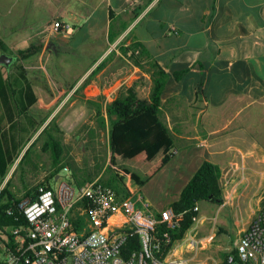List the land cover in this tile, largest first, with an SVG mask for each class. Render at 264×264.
<instances>
[{"label": "crops", "instance_id": "crops-1", "mask_svg": "<svg viewBox=\"0 0 264 264\" xmlns=\"http://www.w3.org/2000/svg\"><path fill=\"white\" fill-rule=\"evenodd\" d=\"M14 1L0 3L11 6ZM58 1L56 12L42 30L20 33L17 29L7 30L3 22L0 38L12 51L43 46L37 56L23 62L27 68L30 62L42 60L45 53L49 56L61 50L59 43L64 39L47 37L44 30L54 19L70 24L68 15L86 21L88 45L101 46V55L88 72L72 79L69 88L50 94L42 93L39 80L28 75L37 99L30 112L40 121L46 119L32 142L55 119L63 132L65 154L60 166L64 168L53 167L49 156L50 175L42 172L40 145L21 166L31 142L21 152L2 188L13 179V192L25 195L33 187L30 179L35 176L49 180L53 188L62 180L76 187L99 180L115 188L117 169L125 167L146 181L141 193L148 184L150 192L158 188L160 195L165 194L166 200L158 193L155 197L142 193L154 209L161 211L179 200L208 156L221 168L224 203L217 206L199 202L201 220L196 227L199 236L214 232L215 239L198 253L185 249L186 244L180 249L175 247V257L190 264H224L235 251L238 238L264 212V0H67V5L66 0ZM62 2L64 6L59 8ZM12 14L11 11L5 15L6 19ZM72 26L73 37L82 27ZM112 35L114 41L110 42ZM133 43L143 48L145 61L157 62L169 76L159 117L170 132L175 149H170L160 137L150 146L133 147L118 141L117 152L112 153L106 106L134 85L140 99L150 100L153 87L151 74L130 62L132 51L127 56L122 53V48ZM100 63V73L89 78ZM13 64L5 67L0 77V125L6 128L17 121V107L13 92L7 90V81L24 88L20 96L27 98L24 79L8 76ZM119 64L129 65L132 73L124 76ZM177 73H183L180 80L176 79ZM200 84L204 85L203 96L198 97ZM95 105L101 107L100 118ZM88 115L93 118L90 124L86 121ZM238 152L246 155L243 177L239 172L230 176ZM177 156L186 160L184 171L176 166L169 175L167 169ZM62 171L65 176H61ZM160 177L164 178L159 180ZM229 177L233 180L227 185ZM228 195L231 201H227ZM215 214L218 217L211 224ZM0 248L3 261L5 247L0 244Z\"/></svg>", "mask_w": 264, "mask_h": 264}, {"label": "built area", "instance_id": "built-area-1", "mask_svg": "<svg viewBox=\"0 0 264 264\" xmlns=\"http://www.w3.org/2000/svg\"><path fill=\"white\" fill-rule=\"evenodd\" d=\"M171 30L176 31L175 27ZM44 33L47 37L67 39L74 34V28L54 19ZM237 155L230 176L239 172L243 177L246 155ZM228 179L227 185L233 178ZM124 188L126 195L99 180L79 187L65 180L56 188L40 185L37 198L25 196L20 201L19 209L28 225L12 230L13 246L5 248V259L0 264H190L175 257L178 242L174 243L172 238V232L182 228L189 212H177L172 206L157 211L130 177L125 178ZM227 201H231V195ZM192 213L193 226L179 242L186 244L185 249L198 253L213 243L215 233L199 236L198 203ZM75 222L83 227L81 231L76 230ZM135 237L140 248L125 256L126 242ZM235 251L243 263L264 264L261 216L238 238ZM234 260L230 255L227 263L233 264Z\"/></svg>", "mask_w": 264, "mask_h": 264}, {"label": "trees", "instance_id": "trees-1", "mask_svg": "<svg viewBox=\"0 0 264 264\" xmlns=\"http://www.w3.org/2000/svg\"><path fill=\"white\" fill-rule=\"evenodd\" d=\"M109 40L110 42L114 41L113 35ZM42 47V45L32 46L25 50L12 51L0 38V56L5 53L14 58L13 69H9L8 76H20L24 79V84H27V98H25L20 96L21 92L24 94V88L19 89L17 84L7 81V90H11L14 95V103L17 107V121L8 128L0 125V244L9 249L12 248L14 243L12 230L14 228L27 227L28 225L25 216L19 209L20 201L25 196L37 198L40 185L50 187L49 180H46L27 189L25 195L22 197H18L13 192V179L9 180L2 188L6 177L17 162L21 152L32 142L46 122V119L40 121L30 112L31 107L37 102V99L34 96L31 82L27 78L28 72L23 65V62L37 56L41 52ZM130 51H132L129 57L130 62L134 66L151 74L153 87L150 100L140 99L134 85L127 88L124 94L106 106L107 119L110 125L112 153L115 154L117 152L118 141H124L133 147L141 145L150 146L160 137L166 140L170 149H175L174 140L159 117L160 108L163 103L162 95L166 89L169 76L157 62L145 61L146 55L143 48L137 43L122 48L124 56H127ZM102 64L100 63L92 71L89 78L97 76L103 68ZM2 70H5V66L0 65V77L4 75ZM182 75L183 73H177L175 75L176 79L180 80ZM199 87L200 90L197 92L198 97L203 96L202 88L204 85L200 84ZM88 103L92 104L91 102ZM95 107L97 116L100 118L102 115L101 107L100 105H95ZM98 122L102 124L100 119ZM62 135L63 132L56 120H51L31 143L20 165L22 166L25 163V159H28L34 148L41 143V151L50 156L52 166L63 169L64 167L60 166L65 154ZM57 173L58 170L55 171V174ZM121 173L123 176H120ZM55 174L50 178L52 179ZM117 174L121 185L114 189L121 195H126L124 188L126 177H130L139 188L143 187L146 183L145 180H142L137 174L125 167H119ZM221 178V168L206 156L199 169L182 190L179 200L172 204V207L177 212H189L182 228L179 231L172 232L174 243L181 241L193 226L192 210L197 203L209 202L217 206L224 203V194L220 187ZM261 223L264 226V212L261 215ZM75 226L77 231L82 230L78 222H75ZM139 248L140 244L137 237L131 238L126 242L123 254L128 256L132 250H138ZM231 255L235 258L233 264H246L237 258L236 251H233ZM227 259L224 264H228Z\"/></svg>", "mask_w": 264, "mask_h": 264}, {"label": "rangeland", "instance_id": "rangeland-1", "mask_svg": "<svg viewBox=\"0 0 264 264\" xmlns=\"http://www.w3.org/2000/svg\"><path fill=\"white\" fill-rule=\"evenodd\" d=\"M58 2V0H15L11 6L2 2L0 3V23L2 24L4 22V27L7 30L17 29L20 33L40 31L44 27L45 22L56 12L55 10L57 9L56 5ZM67 4H69V2L66 0V5ZM78 5L81 4L78 3ZM62 6H64V2H62L59 8ZM11 11L13 14L9 16L10 19L7 20L5 15H8ZM66 18L70 24L78 25L82 27V30L72 38L64 39L60 37L61 39H64L59 43L61 47L60 51H54V53H51L49 56V53H45L42 60L38 58L37 61L30 62L27 65V68H25L28 75L36 77L39 80L38 83L41 87H43L41 90L44 94H50L54 91L62 90L63 88H69L71 86L70 82L72 79L74 80L75 78H80L88 72L95 60H97L101 55L99 52V48L101 46L88 45L89 40L87 39L86 28L84 27L86 25V21L75 20L68 15H66ZM119 67L124 72V76H129L132 73L131 67L127 64H119ZM86 121L90 124L93 122V118L88 115L86 117ZM38 145L41 146V143ZM39 151L42 163V172L47 174L51 170L49 155L43 153L41 150ZM185 161L184 157L177 156L167 169L168 174L170 175L173 173V169L176 166H180L182 171H184ZM49 175L50 173L47 176ZM61 176H65L63 171ZM35 178L36 176L30 179L33 187L45 181L41 180L39 177L37 179ZM162 178L164 177H160L159 180H162ZM171 179L172 176L169 180L171 181ZM113 185L120 186L121 183L117 179ZM142 193L149 197H155L158 193L159 197L163 196L162 199L166 200L164 197L165 194L160 195L158 188H155V190L150 192V186L148 184ZM16 194L18 197H22L23 195L18 191ZM217 217L218 215H213L211 224L214 223ZM183 245L184 242H178L176 244V248L180 249Z\"/></svg>", "mask_w": 264, "mask_h": 264}, {"label": "water", "instance_id": "water-1", "mask_svg": "<svg viewBox=\"0 0 264 264\" xmlns=\"http://www.w3.org/2000/svg\"><path fill=\"white\" fill-rule=\"evenodd\" d=\"M13 63H14L13 57L8 56L6 54H2L0 56V65L5 66L6 68H10Z\"/></svg>", "mask_w": 264, "mask_h": 264}]
</instances>
